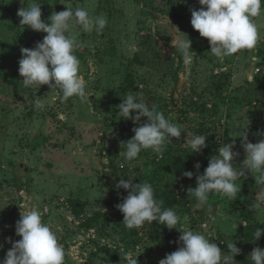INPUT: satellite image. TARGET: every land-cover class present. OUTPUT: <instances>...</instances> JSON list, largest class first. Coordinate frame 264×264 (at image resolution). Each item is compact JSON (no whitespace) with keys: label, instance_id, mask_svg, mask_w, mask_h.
<instances>
[{"label":"rangeland","instance_id":"1","mask_svg":"<svg viewBox=\"0 0 264 264\" xmlns=\"http://www.w3.org/2000/svg\"><path fill=\"white\" fill-rule=\"evenodd\" d=\"M31 2L0 0V260L22 239L15 231L21 211L35 206L57 233L64 264H126L129 252L138 264H159L182 246L179 229L187 228L210 237L223 255L234 242L241 250L235 264H253L252 250L264 249V233L252 241L256 229H264V206L255 207L264 187L256 173L245 170L231 200L210 194L197 208L188 190L223 143L235 141L239 170L246 159L241 135L251 143L264 140V11L253 18L256 46L217 59L190 23L191 10L203 7L199 0H35L45 23L67 6L107 17L101 34L80 31L74 50L89 99L62 101L48 85L23 87L21 48L33 49L47 35L20 24L17 12ZM188 39L194 59L186 64L175 45ZM126 94L156 105L181 126V137L172 138L162 156L147 149L125 160L122 142L147 120L133 123L119 115ZM187 133L188 139L205 135L207 147L192 152L184 144ZM186 171L193 172L191 179ZM120 179L150 183L162 208L180 217L178 229L156 221L126 228L116 205L129 190L117 187ZM171 197L175 204L168 205Z\"/></svg>","mask_w":264,"mask_h":264},{"label":"clouds","instance_id":"2","mask_svg":"<svg viewBox=\"0 0 264 264\" xmlns=\"http://www.w3.org/2000/svg\"><path fill=\"white\" fill-rule=\"evenodd\" d=\"M24 3V0H21ZM199 10H191V26L199 32L201 37L207 38L210 52L217 59H223L242 49H252L259 39L258 27L253 18L264 11V0H199ZM17 15L22 18L20 24L29 26L37 32L47 35L36 43L33 49L21 48L22 58L19 63V74L23 77V87L33 85H48L57 89L62 101L78 97L81 101L88 100L86 81L79 75L80 61L74 55L79 47L77 37L80 31L95 30L101 34L107 25L106 15L91 16L83 7L53 12L49 23L42 21V11L39 3L32 0L26 7L18 10ZM76 29V31H74ZM183 50L185 63L194 59L190 40H181L175 45ZM37 108H43L40 99L35 101ZM119 115L124 119H131L139 123L141 117H146L144 123H139L132 131L134 136L126 143L123 153L125 160L132 161L143 150L151 149L157 156H162L166 145L172 143V138L181 137V126L172 123L163 112L157 110L156 105H149L133 94H126L122 103L118 105ZM135 112V115L131 113ZM244 138L242 146L246 152L243 167L233 165L234 158L239 153L234 152L235 141L218 148L204 169L203 174L196 176L195 188H190V194L198 201L196 207L205 204L210 194H219L228 199H234L240 192L237 181L246 177L245 170L256 173L255 182L264 185V140L257 143L247 142ZM205 135H192L187 145L192 152L199 153L207 147ZM124 165L121 164V167ZM199 162L195 168L199 170ZM184 176L192 178L193 172L186 171ZM128 191L122 203L116 205L123 214V224L128 229L141 228L153 221L166 226L169 230L178 229L180 221L178 214L171 208H162L163 201L154 198L153 186L148 183L133 184L132 180L120 179L117 185ZM264 206V189L257 197L255 207ZM179 241L182 246L178 250L167 254L159 264H235V256L240 249L234 242L227 244L228 254L223 255L216 243L210 242V237L191 230L179 229ZM16 235L22 237L12 244L0 264H64L65 251L58 241L57 233L47 223L43 222L41 212L37 207L29 211H21L20 219L16 222ZM264 229L257 228L254 239L258 240ZM9 242H11L9 238ZM253 264H264V249L256 247L250 254ZM126 264H138L137 255L126 253Z\"/></svg>","mask_w":264,"mask_h":264},{"label":"trees","instance_id":"3","mask_svg":"<svg viewBox=\"0 0 264 264\" xmlns=\"http://www.w3.org/2000/svg\"><path fill=\"white\" fill-rule=\"evenodd\" d=\"M259 186L264 187V185H260V184H259ZM175 201H176V199L171 197V199H169L167 201V204L168 205H173V204H175Z\"/></svg>","mask_w":264,"mask_h":264},{"label":"crops","instance_id":"4","mask_svg":"<svg viewBox=\"0 0 264 264\" xmlns=\"http://www.w3.org/2000/svg\"><path fill=\"white\" fill-rule=\"evenodd\" d=\"M258 70V67L257 68H255V71H257ZM254 79V77L253 78H251V79H248L250 82H251V80H253ZM258 79V78H257ZM235 133V132H234ZM238 133H236V135H237ZM206 225V224H205ZM90 230H92L93 228H89Z\"/></svg>","mask_w":264,"mask_h":264},{"label":"water","instance_id":"5","mask_svg":"<svg viewBox=\"0 0 264 264\" xmlns=\"http://www.w3.org/2000/svg\"><path fill=\"white\" fill-rule=\"evenodd\" d=\"M23 166V165H22ZM23 167H25V166H23Z\"/></svg>","mask_w":264,"mask_h":264}]
</instances>
